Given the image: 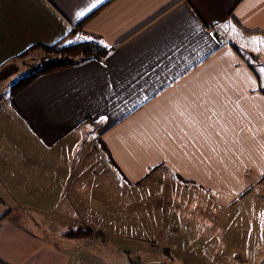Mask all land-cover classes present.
<instances>
[{
    "label": "crops",
    "instance_id": "obj_1",
    "mask_svg": "<svg viewBox=\"0 0 264 264\" xmlns=\"http://www.w3.org/2000/svg\"><path fill=\"white\" fill-rule=\"evenodd\" d=\"M62 39L108 53L23 87L0 76V264H72L111 236L142 238V263L216 264L194 227L213 201L223 221L239 206L224 264H264V0H0V70ZM143 184L138 232L114 190Z\"/></svg>",
    "mask_w": 264,
    "mask_h": 264
},
{
    "label": "rangeland",
    "instance_id": "obj_2",
    "mask_svg": "<svg viewBox=\"0 0 264 264\" xmlns=\"http://www.w3.org/2000/svg\"><path fill=\"white\" fill-rule=\"evenodd\" d=\"M65 44H70L69 42H65ZM45 55V51L40 48V47H35L32 48V50H30L27 54H25L24 56H21L18 60L16 59L14 63H11V65L5 66L0 70V76L3 77V74H8L7 78L3 77V81L2 83L4 84V86L6 85H11V84H16L22 77H24L25 75H27L32 68H34L36 65L39 64V62H41L43 56ZM7 67V68H6ZM2 71V73H1ZM82 134V132H81ZM92 138L90 136H85L84 142L87 143L89 141H91ZM149 191V189L146 187V185H138V186H133V187H123L118 185L117 186V191L114 190L115 193H117V197L119 198H124V197H128L127 202L131 205H128V210H132L134 213L130 214L128 213V220L127 221H118L120 222L119 224L122 225V223L129 225V227H132L131 229L133 230H138V232H141L143 230V224L142 221H147L146 218H148L147 215L142 216L143 219H140L141 216V211L140 213H137L138 211H136L137 209H140V207L144 204L145 202V194H147ZM154 191V189H153ZM113 192V193H114ZM108 190L103 192L102 196H101V200L103 201V198L108 199ZM202 196V194H200L199 192L196 194H194V197H198V196ZM114 196V195H113ZM115 197V196H114ZM114 197H112V202H114ZM210 197V196H208ZM100 199V198H99ZM119 200V199H118ZM211 200V199H210ZM148 201V200H147ZM152 200H150L151 202ZM155 201V200H153ZM109 205L106 204L105 208H107ZM239 206L237 204L232 205V207H227L228 211L227 212L229 214L228 217H230V221L228 219H225L226 221L222 220V215L226 213V208H223L219 205H217L216 202H212L211 203V208H209L207 206V211H206V215L205 216V220L203 222L198 221L199 219H197L194 223V227H196V229L199 230H204V229H208L209 228V232H211L213 235V261L216 264H220L223 263L224 261L221 259V253H219V246H222L224 243H222L223 239L221 240V232L223 231H238L240 226H241V222L240 219L237 218V216L239 217L238 214V208ZM109 211L112 212L114 215L120 213V211L122 213H124L125 209L122 208L121 210H119V208L117 207H110L109 209H107V213L109 214ZM106 213L101 214L102 216H105ZM133 215L134 219L129 220V218ZM234 218H233V217ZM117 222V224H118ZM151 223H155V222H151ZM124 224V225H125ZM151 227V226H150ZM87 230H89V234H92V230L86 228ZM123 230V229H121ZM227 231V232H228ZM231 234V233H229ZM200 239V238H197ZM203 239V238H202ZM226 239V238H225ZM236 239V238H235ZM142 240V238L139 237H101V238H96L94 239V241L89 242V243H85L83 245H81L77 251H75L72 255H73V261L72 264H131V263H126L125 262V258L127 259L128 257L131 258V260L134 259H138L137 261H135L133 264H156V262H153L151 260V258L149 259V261H144L145 263L141 262V259H143L144 257H156L157 254H145L142 255L141 254V248L140 247H136L135 244H133L134 242L137 243V241ZM123 246L124 249H127V252L124 251H118L115 252L114 248L117 247L118 250H122L121 246ZM126 245H128V247H126ZM196 245V244H194ZM130 246V247H129ZM199 246V245H198ZM135 251V252H134ZM218 252V253H217ZM208 255V254H207ZM139 256V258H137ZM143 256V257H141ZM191 257L195 258L194 261H200L203 262L204 261V256L205 253H195V254H191ZM141 257V259H140ZM203 258V259H201ZM141 262V263H140ZM193 262V260H192ZM227 264V263H226Z\"/></svg>",
    "mask_w": 264,
    "mask_h": 264
},
{
    "label": "trees",
    "instance_id": "obj_3",
    "mask_svg": "<svg viewBox=\"0 0 264 264\" xmlns=\"http://www.w3.org/2000/svg\"><path fill=\"white\" fill-rule=\"evenodd\" d=\"M35 47L42 48L45 51V55L38 65L15 84L16 88L27 85L39 75L62 69L87 59L104 58L108 53V47L95 40L65 44L62 39L54 44H37L31 48ZM86 234H89L87 229H77L69 233L73 237H81Z\"/></svg>",
    "mask_w": 264,
    "mask_h": 264
}]
</instances>
